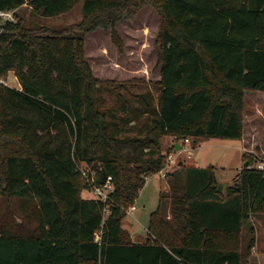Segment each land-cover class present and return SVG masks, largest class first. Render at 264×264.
<instances>
[{"label":"trees","instance_id":"16d2710c","mask_svg":"<svg viewBox=\"0 0 264 264\" xmlns=\"http://www.w3.org/2000/svg\"><path fill=\"white\" fill-rule=\"evenodd\" d=\"M79 1L83 20L66 30L37 34L17 13L56 17ZM148 4L162 18L160 79L96 78L85 33ZM0 11L14 15L0 25V80L21 84L0 83V264H244L243 228L264 215V168L251 160L225 194L214 165L179 161L150 241L131 240L123 220L166 164L162 137H243L245 93L264 92V0H0ZM78 162L97 185L112 177L108 204L83 198Z\"/></svg>","mask_w":264,"mask_h":264},{"label":"rangeland","instance_id":"374dc122","mask_svg":"<svg viewBox=\"0 0 264 264\" xmlns=\"http://www.w3.org/2000/svg\"><path fill=\"white\" fill-rule=\"evenodd\" d=\"M17 13L25 19L29 28L38 32L37 34H42L38 30L43 27L51 30H66L82 22L83 1H79L70 12L56 17L36 16L28 4L22 6ZM5 21V18L0 17V25ZM161 23L162 18L158 11L148 4L140 8L134 18L122 20L114 28H98L85 33V56L93 75L100 80L115 82L137 79L152 88V85L160 79L158 38ZM113 32L118 34V43L114 40ZM1 80L6 81V84L0 82L1 84L18 89L19 81L13 73ZM245 94L246 112L243 135L246 133L254 147L243 149L239 139L201 138L193 141L191 137H188L192 141L187 146L189 152H180L181 149L176 150L173 146L183 142L185 138L177 141L173 136H164L161 139L163 153L169 155L175 150L178 161L188 166L214 165L219 179L228 180V185L233 183L250 160L255 167L260 165L264 167V92H246ZM106 97L108 102L114 99L110 94ZM249 127L250 130H248ZM78 166L83 170L78 172L86 190L84 196L95 198L90 181L95 172L85 163L78 162ZM175 167L176 165L168 168L166 162L163 169H167L168 176ZM167 176L160 175V172L150 175L139 192L135 204L125 208L127 216L123 220V228L127 230L131 240L150 241L151 237L148 234L150 215L158 208L160 194L165 191ZM133 206L135 210L131 211ZM97 234L100 235V232ZM251 237L255 240L250 248ZM241 249L246 253L244 264H264V215L252 216L243 228Z\"/></svg>","mask_w":264,"mask_h":264},{"label":"built area","instance_id":"2783aa9c","mask_svg":"<svg viewBox=\"0 0 264 264\" xmlns=\"http://www.w3.org/2000/svg\"><path fill=\"white\" fill-rule=\"evenodd\" d=\"M0 17L2 18H5L6 20H14V15L12 12H4V11H0ZM0 82H5L6 84V81H2L0 80ZM191 140L190 138H186L183 142H181V150L180 152H189V149H187V146L189 144H191ZM175 153L176 151L174 150V152L170 153L168 156H167V159H166V162L168 163V168H172L174 165H177V163L180 161H178V159L175 157ZM181 162V161H180ZM258 168H261L263 169L264 167L263 166H259ZM79 170L80 171H83L80 167H79ZM160 175L166 177L167 176V169H163L160 171ZM95 176V174H94ZM91 181V184L93 185V190H94V193H95V198L97 200H100L101 202L103 203H106L108 204L110 198H111V195L115 192V186L112 182V177H109L103 184L101 185H97L95 184V180H94V177ZM135 210V206L131 207V211H134ZM110 213V209H109V206L107 205V207L104 209V217L105 219L107 218V216L109 215ZM101 234V233H100ZM100 235L97 234V241L100 240Z\"/></svg>","mask_w":264,"mask_h":264},{"label":"crops","instance_id":"0c3cea01","mask_svg":"<svg viewBox=\"0 0 264 264\" xmlns=\"http://www.w3.org/2000/svg\"><path fill=\"white\" fill-rule=\"evenodd\" d=\"M11 74V73H10ZM14 74V73H13ZM15 75V74H14ZM16 77V76H15ZM17 78V77H16ZM18 79V78H17ZM19 81V80H18ZM18 89H21V84H20V82H19V85H18V87H17ZM250 127H252V126H250ZM250 127H249V129L248 130H250ZM253 127H255V126H253ZM253 130V129H252ZM252 132V131H251ZM240 141H241V143H242V147H243V149H245L246 150V148L248 147V148H252V147H254V145L252 144V141H250V139L246 136V133H244V135H243V137L241 138V139H239ZM194 141V140H193ZM254 141H256V139L254 140ZM254 143V142H253ZM256 143H257V141H256ZM252 144V145H251ZM252 146V147H251ZM216 172H218L217 171V168H216ZM148 178H150V177H148ZM147 178V179H148ZM217 179H218V181L220 182V183H229V181L228 180H226V179H219V177H218V174H217ZM168 189H169V186H168V183H166L165 184V191H168ZM86 190H84L83 191V193H82V196H83V198H89V197H86V196H84V192H85ZM164 191V192H165ZM136 243H140V242H138V241H135Z\"/></svg>","mask_w":264,"mask_h":264},{"label":"water","instance_id":"95a60500","mask_svg":"<svg viewBox=\"0 0 264 264\" xmlns=\"http://www.w3.org/2000/svg\"><path fill=\"white\" fill-rule=\"evenodd\" d=\"M181 147H182L181 143H176L175 144L176 150H180ZM180 164H183V162H180ZM245 166L248 167V162L245 164ZM227 186H228L227 183H219L218 191L221 192L222 194H225Z\"/></svg>","mask_w":264,"mask_h":264}]
</instances>
